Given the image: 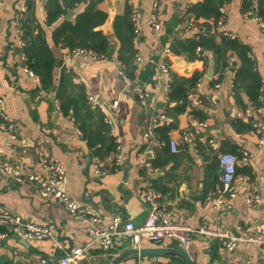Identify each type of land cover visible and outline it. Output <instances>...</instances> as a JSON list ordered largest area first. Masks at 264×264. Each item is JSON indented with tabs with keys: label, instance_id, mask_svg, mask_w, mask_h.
<instances>
[{
	"label": "crops",
	"instance_id": "0c3cea01",
	"mask_svg": "<svg viewBox=\"0 0 264 264\" xmlns=\"http://www.w3.org/2000/svg\"><path fill=\"white\" fill-rule=\"evenodd\" d=\"M201 1L85 0L73 8L68 0H60L64 6L63 14L49 21V0H0V96L5 99L7 116L18 126L16 139L0 134L5 158L38 171L44 159H57L66 168L67 193L77 202L94 207L105 222L118 215L136 225L143 224L150 206L140 192L151 182L162 194L160 202L172 218L193 228L223 226L236 236L264 228V118L253 113L257 130L245 129L236 122L243 119L244 109L254 106L243 88L234 94L235 72L241 64L240 59L229 57V67L223 70L217 66L212 51H202L204 61L189 59L185 53H175L172 48L177 39L198 38L200 33L208 34L209 31L217 42L221 41L222 32L231 33L250 47V57L261 81L260 97L264 106V32L256 19L259 16L255 9L257 4L251 8L254 15L247 17L250 9H243L244 0H231L223 5V15L219 19H198L199 24L208 25V31L198 25L199 30L194 32L186 28L192 15L186 16L184 12ZM156 2L162 28L154 33L147 20ZM88 4L107 13L104 23L97 27L108 37L105 58L75 59L70 54V47L63 42L55 43V32L66 21L75 23ZM128 7L139 15L140 33L135 35L134 48L143 59L135 68L130 84L119 73L122 43L114 28L115 20L123 17ZM69 10L72 12L70 18L66 17ZM26 19L31 22L34 35L42 32L54 55L53 82L49 88L42 86L39 77L30 76L24 70L26 64L23 52L18 51L21 48L17 29L19 22L22 24ZM218 20H223V24L219 25ZM120 31L124 32L122 25ZM167 48L171 49L170 54L165 53ZM161 60L171 68L167 78L161 77L158 68ZM233 62H236L235 66ZM196 72L202 76L195 87L189 88L187 101L170 99L174 75L191 78ZM62 80L71 96L81 90L85 92L88 111H79L78 116L73 114V109L68 114L63 113L56 97ZM199 80L200 86H197ZM216 83L220 87H216ZM142 91H148L149 95L141 97ZM193 93L198 94V99L192 96ZM90 95L96 101L89 103ZM114 100L119 102L117 108L111 107ZM100 112L104 114L102 124L97 117ZM161 112H166L167 119L155 130L154 138L147 139L146 128ZM243 122L247 123L245 119ZM103 124L107 125L106 129ZM187 134H192L191 141L185 140ZM89 136L94 146L89 145ZM109 137L116 138L122 145L124 161L130 158L128 177H124L123 167L104 176L94 175L92 162L95 156L99 154L106 165L110 163L107 155ZM171 140L176 141L178 152L172 151ZM226 152L240 158L238 194L232 209L221 213L213 208L207 197L220 187V156ZM243 152L249 153L247 159L243 158ZM146 162L154 169L149 178ZM254 188L262 196L258 206L247 202ZM0 204L24 220L51 224L54 228V238L25 239V243L21 242L24 238L15 239L12 237L16 235L14 231L5 229L9 239L0 238L1 264H39L42 259H47L46 264H54L65 251L87 244V255L81 264H110L125 248L156 246L151 240H142L135 246L133 240L122 239L114 248L104 249L92 242L81 217L73 216L63 205L48 204L35 184L19 183L2 174ZM163 242L164 247L183 248L173 239ZM186 251L199 264H257L264 261V247L260 244L241 242L234 250H228L221 240L205 235L195 236L191 248ZM117 264L186 262L168 255L131 254Z\"/></svg>",
	"mask_w": 264,
	"mask_h": 264
},
{
	"label": "built area",
	"instance_id": "2783aa9c",
	"mask_svg": "<svg viewBox=\"0 0 264 264\" xmlns=\"http://www.w3.org/2000/svg\"><path fill=\"white\" fill-rule=\"evenodd\" d=\"M158 2L153 6V11L150 14L147 23L152 32L157 33L162 28V23L159 20ZM187 16V9L184 12ZM254 15L252 9L247 13V17ZM136 10L131 12L130 18L133 23L134 34L140 33L139 17ZM256 19L260 22L262 31L264 32V20L256 16ZM218 24L222 25L223 20H218ZM186 28L188 30L197 32L199 30L191 19L187 20ZM18 44L23 52V48L26 42L23 38L24 30L22 24H18ZM224 34L234 37L229 32ZM201 48H197L196 52L199 53ZM166 54L171 53V49L165 50ZM71 56L75 59L83 58L85 60H95L105 58L104 53H98L89 47H76L70 52ZM23 58L26 60V56L23 53ZM143 59L139 53L135 54L134 64L138 68L142 63ZM120 76L127 83H132L134 77H131L126 72V66L119 63ZM158 68L162 78H167L170 74L171 68L166 61L161 60L158 64ZM25 72L30 76L38 78V76L26 65L24 68ZM136 72V69H135ZM216 87H220L219 83L215 84ZM170 86V85H169ZM200 86V80L197 84ZM171 90V86H170ZM148 91H142L141 97L148 96ZM195 99H198V94L193 93ZM89 103L95 100L94 96L88 97ZM5 99L0 96V134L5 133L10 138L16 139L18 134L17 124L10 120L7 116L4 108ZM119 105L118 100H114L111 103L112 108H117ZM259 115L262 119L264 118V106L262 98L260 97V104L248 107L243 110L242 118L247 122L253 123V126L257 130L258 123L253 118V113ZM167 119L166 112L158 113L153 122L146 128L144 135L147 139H152L155 136V130L160 124ZM110 121V118L108 117ZM82 135L81 131H78ZM192 134H187L184 138L186 141H191ZM117 141V140H116ZM116 150L112 151L108 155L109 164H105L104 160L98 156L93 158L92 167L94 175L97 177L104 176L111 172L119 171L124 163V150L119 141ZM171 149L173 152H178L179 148L175 140H171ZM249 156L248 152H243V158L247 159ZM239 156L234 153L226 152L220 156L221 164V176H220V187L214 194L207 197V200L211 203L213 208L221 213L229 211L233 207L234 199L238 192L236 190V184L238 182L237 176V165L239 162ZM146 171L148 178L152 175L153 167L150 162H146ZM0 174L10 176L19 183H31L35 184L41 196L48 204L63 205L73 216L81 217L86 223L87 232L92 239V242L99 244L104 249L114 248L116 242L122 239L133 240L135 246L139 245L142 240L151 241H165L167 239H173L181 243L185 250L191 248L193 244V238L197 235H205L210 239H219L225 243L228 250H234L237 245L241 242H252L260 244L264 247V228L260 229L255 233H245L240 236L232 234L229 230L223 226L217 229L209 227L193 228L187 224L174 220L170 211L161 204L160 200L162 194L148 182L145 189L140 192V196L150 206L149 214L145 222L141 225H136L131 220H124L118 215H114L110 222H105L100 216L99 212L87 203H80L74 200L65 190L68 178L64 164L53 157L44 159L40 163V171L29 170L26 165L19 161H11L5 158L4 148L0 145ZM247 202L251 206H258L262 203V196L260 192L254 188L252 194L247 198ZM1 228L14 231V234L24 238L26 240L32 239H44L54 238V228L51 224L40 225L30 220H24L23 217L15 212H12L4 205L0 204V238L8 236V232L1 230ZM89 245L74 247L54 261V264H81V261L86 257ZM47 259H42L39 264H46ZM257 264H264V261Z\"/></svg>",
	"mask_w": 264,
	"mask_h": 264
},
{
	"label": "trees",
	"instance_id": "16d2710c",
	"mask_svg": "<svg viewBox=\"0 0 264 264\" xmlns=\"http://www.w3.org/2000/svg\"><path fill=\"white\" fill-rule=\"evenodd\" d=\"M85 0H68L69 4L76 8ZM231 0H202L200 3L192 4L187 14L192 15V20L196 25H201L206 31L209 28L206 23L199 24L200 17L219 19L222 15V7L225 3ZM256 3V14L264 19V0H244L243 9L247 11L251 9ZM48 16L49 21L55 20L63 14L64 6L60 0H49ZM131 8L128 7L126 14L119 17L114 22L115 34L120 39L122 46L119 55L120 62L126 66V72L129 76H135V64H133L135 54L137 53L134 48V28L130 18ZM107 18V13L91 7H87L78 14L75 23L66 21L54 34L55 43L58 45L63 42L71 49L76 47H89L98 53H105L109 48V41L107 35L102 30L97 29ZM121 25L124 32L120 31ZM22 28L24 30V40L26 45L23 48V53L26 56L25 64L40 78V82L44 88H49L53 82V66L54 55L51 48L43 39L42 32L34 35V31L29 20L22 21ZM221 41L217 42L214 34H198V38L177 39L172 48L175 53H185L189 59H201L206 61L205 55L202 51H212L215 56V61L218 67L226 70L229 67V57L237 56L241 64L235 72V92L239 88L245 90L249 101L254 104H260V87L261 81L254 69L253 60L250 57V47L243 43L236 37H231L224 32L221 33ZM197 48H201L199 53L196 52ZM202 76V73L196 72L191 78H184L174 75V80L171 84L170 99L183 100L185 103L188 98V91L190 87H195L197 80ZM219 81V80H218ZM216 82V81H215ZM75 96L68 94V89L65 87L63 80L60 82L56 97L60 102V108L64 114L70 113L73 109V114L78 116L79 111H88L90 107L86 104V94L83 90L79 91ZM246 108V106L244 107ZM101 124L104 123V114L100 112L97 114ZM243 128L253 130L255 127L250 121L243 122V119L236 120ZM104 129L107 128L106 124L102 125ZM109 144L107 155L116 150L118 143L116 138H108ZM94 142L89 136V145L94 146ZM99 156V154H98ZM1 230H5L1 228Z\"/></svg>",
	"mask_w": 264,
	"mask_h": 264
},
{
	"label": "water",
	"instance_id": "95a60500",
	"mask_svg": "<svg viewBox=\"0 0 264 264\" xmlns=\"http://www.w3.org/2000/svg\"><path fill=\"white\" fill-rule=\"evenodd\" d=\"M72 12L69 10L66 14V17L70 18ZM21 52V50H18ZM233 65H236V62H233ZM231 71L233 72V68H231ZM123 171H124V177H128L129 169L131 168V162L130 158H127L123 163ZM218 175V172L215 175V180ZM15 239L22 240V238L18 235L12 236ZM9 239L8 237L5 238V241ZM25 243L24 241H21ZM154 242V241H153ZM163 241H155L156 246L153 248H137V247H129L122 250L113 260L110 264H117L121 260H123L125 257L131 255V254H154V255H168V256H174L179 257L180 259L184 260L186 264H199L195 260H193L187 251L184 248H177V247H164ZM1 264V262H0Z\"/></svg>",
	"mask_w": 264,
	"mask_h": 264
}]
</instances>
